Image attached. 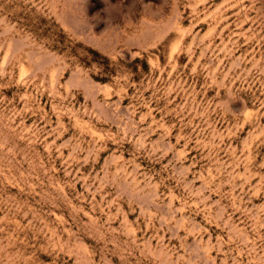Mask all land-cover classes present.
Returning <instances> with one entry per match:
<instances>
[{
    "label": "rangeland",
    "instance_id": "obj_1",
    "mask_svg": "<svg viewBox=\"0 0 264 264\" xmlns=\"http://www.w3.org/2000/svg\"><path fill=\"white\" fill-rule=\"evenodd\" d=\"M0 264H264V0H0Z\"/></svg>",
    "mask_w": 264,
    "mask_h": 264
}]
</instances>
